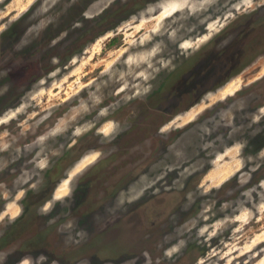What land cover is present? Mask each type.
Returning a JSON list of instances; mask_svg holds the SVG:
<instances>
[{
	"label": "rangeland",
	"instance_id": "1",
	"mask_svg": "<svg viewBox=\"0 0 264 264\" xmlns=\"http://www.w3.org/2000/svg\"><path fill=\"white\" fill-rule=\"evenodd\" d=\"M24 259L264 264V0H0V264Z\"/></svg>",
	"mask_w": 264,
	"mask_h": 264
},
{
	"label": "flooded vegetation",
	"instance_id": "2",
	"mask_svg": "<svg viewBox=\"0 0 264 264\" xmlns=\"http://www.w3.org/2000/svg\"><path fill=\"white\" fill-rule=\"evenodd\" d=\"M231 57H233V56H231ZM237 58H240V54H237ZM17 62V61H16ZM35 63V62H34ZM17 64H18V62H17ZM238 64H240V60L239 59H237V61L236 62H232L231 63V65L230 66H236V65H238ZM232 66V67H233ZM23 67V66H22ZM24 67H26V68H28V70L30 69V67L29 66H24ZM231 67V68H232ZM5 69H7L8 70V72L10 71L11 73L12 72H15L16 71V69H17V67H16V65L15 64H9L8 66H6V67H4ZM3 68V69H4ZM245 68V66H240V65H238V67L236 68V69H234V71H232V72H234V73H239V72H241L243 69ZM4 69V70H5ZM13 69V70H12ZM34 69V67H32L31 68V70H29V71H32ZM11 73H10V75H11ZM228 73V72H227ZM144 158H142L141 160H139V161H136L135 163H132V164H127L126 165V163L125 162H123V163H121L120 165V167H119V169H125L126 168V166H128V167H130V173L132 172V171H137L138 173L139 172H141V171H143L146 167H147V165H149L148 163L150 162V160H148V154H144V156H143ZM125 161H127V159L125 160ZM130 174H128V176H129ZM132 177H134V176H132V175H130L129 177H127L126 179H130V178H132ZM91 201L89 202L88 201V203H87V205L86 204H84L83 206H84V208L86 209V211L92 216V211H91V208H93L92 207V205H94L95 206V208H98V205H99V208H101V202L97 199H95V201H94V199H93V197H92V199H90ZM125 225V224H124ZM118 227H120V226H118ZM123 228V227H122ZM129 229V228H128ZM121 230V227L119 228V229H117V231H118V235H120V234H122V232L120 231ZM98 239V238H97Z\"/></svg>",
	"mask_w": 264,
	"mask_h": 264
},
{
	"label": "clouds",
	"instance_id": "3",
	"mask_svg": "<svg viewBox=\"0 0 264 264\" xmlns=\"http://www.w3.org/2000/svg\"><path fill=\"white\" fill-rule=\"evenodd\" d=\"M246 2L250 4L251 0H246ZM21 264H30V262H29L28 259H24V260L21 261Z\"/></svg>",
	"mask_w": 264,
	"mask_h": 264
},
{
	"label": "bare ground",
	"instance_id": "4",
	"mask_svg": "<svg viewBox=\"0 0 264 264\" xmlns=\"http://www.w3.org/2000/svg\"><path fill=\"white\" fill-rule=\"evenodd\" d=\"M231 89V88H230Z\"/></svg>",
	"mask_w": 264,
	"mask_h": 264
}]
</instances>
